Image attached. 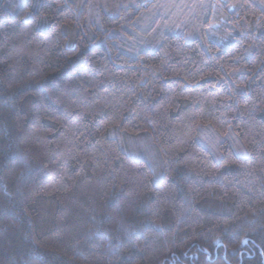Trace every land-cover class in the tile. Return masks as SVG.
<instances>
[{"label":"trees","instance_id":"trees-1","mask_svg":"<svg viewBox=\"0 0 264 264\" xmlns=\"http://www.w3.org/2000/svg\"><path fill=\"white\" fill-rule=\"evenodd\" d=\"M0 264H264V0H0Z\"/></svg>","mask_w":264,"mask_h":264}]
</instances>
